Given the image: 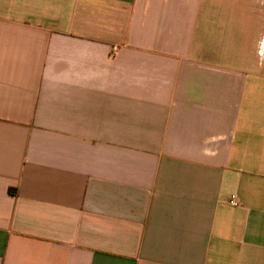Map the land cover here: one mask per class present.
I'll return each mask as SVG.
<instances>
[{"label": "crops", "instance_id": "crops-1", "mask_svg": "<svg viewBox=\"0 0 264 264\" xmlns=\"http://www.w3.org/2000/svg\"><path fill=\"white\" fill-rule=\"evenodd\" d=\"M263 45L264 0H0V264H264Z\"/></svg>", "mask_w": 264, "mask_h": 264}, {"label": "rangeland", "instance_id": "rangeland-1", "mask_svg": "<svg viewBox=\"0 0 264 264\" xmlns=\"http://www.w3.org/2000/svg\"><path fill=\"white\" fill-rule=\"evenodd\" d=\"M261 57H262V69L264 70V45H263V47H262V49H261ZM261 86H262V88L264 89V82L261 84ZM261 96H262V103L264 104V90H263V93L261 94Z\"/></svg>", "mask_w": 264, "mask_h": 264}, {"label": "built area", "instance_id": "built-area-1", "mask_svg": "<svg viewBox=\"0 0 264 264\" xmlns=\"http://www.w3.org/2000/svg\"><path fill=\"white\" fill-rule=\"evenodd\" d=\"M230 205L232 206H238V199L235 195L231 196L230 201H229Z\"/></svg>", "mask_w": 264, "mask_h": 264}]
</instances>
